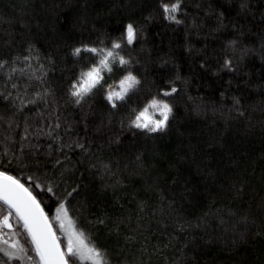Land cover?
<instances>
[{
    "label": "snow or ice",
    "instance_id": "1",
    "mask_svg": "<svg viewBox=\"0 0 264 264\" xmlns=\"http://www.w3.org/2000/svg\"><path fill=\"white\" fill-rule=\"evenodd\" d=\"M196 7L200 8L201 5L197 4ZM240 8L247 10L246 0L240 4ZM185 9L186 0H156L152 12L144 21L129 17L126 23H120L117 35L94 26L92 31L96 39L81 38L68 44L63 49V55L59 50L44 55L32 40L17 39L11 30L0 32V51L6 53L0 57V81L3 82L0 103L6 105L7 112L11 114H0V123L7 125L4 134L0 135V264H154L153 257L156 258L155 264H190L186 254L189 250H195L193 246L197 238L193 234L194 229L206 223L210 215L217 216L221 223L226 222L225 215L233 221V245L246 243L249 237L264 239V198L255 207L252 204L244 207L242 198L248 185L242 172L230 177L226 184H220L215 193L211 188L206 190L212 200L208 211L197 217L195 224L180 214L183 209L178 212L174 199L165 197L160 176L151 183H145L142 189L144 198L139 196L138 191L134 192L127 207L120 201L128 194L117 197L115 204L120 206L119 215L113 217L104 212L89 221L117 237L118 250L115 254L94 243L71 215L69 204L76 197H83L87 187L82 180L76 181L74 186L70 183L79 170L78 166H85L87 173L100 180L102 193L110 189L114 196L125 187V174L129 179H143L148 171L146 152L139 150L133 154L131 148L136 143L146 144L156 135L168 133L175 119L176 105L173 101L181 92L180 85L184 86L186 92L190 81L178 69H174L154 83L155 92L151 91L150 86L144 100L139 101L145 77L139 71V67H143L141 61L133 54L134 44L144 32V25L155 15L171 24L185 25L189 16ZM208 9L206 15L212 14L211 0ZM223 21L224 13L221 12L217 27L211 31L222 32L226 28ZM86 22L85 19L83 23ZM13 23L0 16V26L8 24L11 27ZM24 26L28 27L26 24ZM200 27L193 17L189 31L199 30ZM233 31L240 35L228 34L232 38L226 39L223 44L225 56L222 61L218 60L219 67L213 75L225 70L238 71L237 66L244 56L256 51L241 45L242 26L234 27ZM229 49L232 55L228 54ZM259 51L264 58V37L261 38ZM237 52L238 58L235 55ZM57 60L72 66L71 75L60 89L62 96L59 98L57 90L47 83L48 74L54 70ZM168 63L162 61L161 67ZM208 63L205 58L199 65L200 69L209 71ZM34 64L39 65V69L34 68ZM220 95L223 101L225 93L221 92ZM133 96L138 98L135 106L129 103ZM89 98L102 100L107 113H101L100 122L91 129V134L88 121L91 113H85L81 118L84 135L72 136L74 125L67 120L62 121L60 99L65 107L73 105L82 108ZM242 99L241 95H234L226 109L223 104L219 108L212 104V111L214 114L219 111L221 116L226 111V123L248 120L251 127L250 116ZM41 103L44 110L32 116L24 115L31 106L39 108ZM20 116H23V129L17 133L15 129L21 127L17 119ZM261 127L264 128V122H261ZM61 128L64 136L59 134ZM125 133H131L133 143L120 152L124 147ZM42 136L52 141L47 145V150L40 143ZM77 150L79 159L73 161L69 153ZM117 153H120L119 156ZM157 155L153 151V156ZM229 159L231 167L239 168L238 160ZM210 175L215 182V174ZM168 179L164 177L163 182L166 183ZM171 181L175 185L178 179L172 177ZM194 193L195 189L185 184L180 195L191 202ZM152 195L159 198L155 206L149 203L148 197ZM45 196H48L47 201L44 200ZM223 196L229 198L230 204L234 205L236 201L241 203L238 207L215 208L217 197ZM85 208L86 201L82 199L78 210ZM236 217L239 218L234 219ZM169 220L179 233L184 234L183 243L178 236L167 233ZM153 222L160 226L157 231L152 229ZM165 234L167 242L160 239ZM121 240L123 243H120ZM169 251L179 254L169 256Z\"/></svg>",
    "mask_w": 264,
    "mask_h": 264
},
{
    "label": "trees",
    "instance_id": "2",
    "mask_svg": "<svg viewBox=\"0 0 264 264\" xmlns=\"http://www.w3.org/2000/svg\"><path fill=\"white\" fill-rule=\"evenodd\" d=\"M155 2L156 0H0V16L14 21L11 27L8 24L0 26V32L11 30L17 39L32 40L44 55L56 53L58 50L63 55V49L68 44L81 38L96 39V34L92 31L94 26L96 29L117 35L116 30L120 28V23H126L129 17L144 21L152 12ZM209 2L210 0H186L185 10L189 16L185 25L171 24L155 15L144 25V32L134 44L133 54L141 61L143 67H139V71L145 77L139 101L144 100L150 86L151 91L155 92L154 83L158 82L163 74L174 69H178L181 75L190 81L186 92L184 86L180 85L181 92L173 101L176 105L175 119L172 120L168 133L156 135L146 144L136 143L135 147L131 148L133 154L139 150L146 152L145 164L148 171L144 178L129 179L125 174V187L115 196L110 189L107 193H102L100 180L87 173L85 166H78L74 180L70 181L74 186L76 181L82 180L87 186L83 197H76L69 204L73 219L94 243L107 248L112 254L118 250L117 237L110 235L106 228L90 224L89 221L104 212L113 217L119 215L121 209L119 204H115L116 198L127 193V197L120 201L126 207L134 192L138 191L139 196L144 198L143 186L145 183H151L157 176L162 178L161 188L165 197L168 200L174 199L178 212L183 209L180 214L193 224L196 223L197 217L209 209L212 197L206 190L211 188L215 193L220 184H226L228 179L237 173H243V179L248 185L242 198L245 208L248 204L255 207L264 198V128L261 127V122H264V87H261L264 85V58L259 51L261 38L264 37V0H246L247 10L240 8V4L245 0H211L212 14L206 15ZM197 4L201 7L197 8ZM221 12L224 13L223 22L226 28L222 32L213 33L211 30L217 27L218 14ZM193 17L201 27L199 30L189 31ZM85 19L86 24L83 23ZM25 24L28 27H25ZM241 26V45L256 51L244 56L237 66L238 71L225 70L213 75L219 67L218 60L222 61L225 56L223 44L226 39L240 35L233 29ZM229 33H232V36H229ZM228 54L232 55L230 49ZM5 55L4 51H0V57ZM235 55L238 58L239 52ZM53 58L55 59V56ZM205 58L209 62V71L199 67ZM165 60L170 63L161 67V62ZM33 67L39 69L37 64ZM71 67L70 63L57 60L54 70L48 74L47 83L57 90L58 98L62 96L60 89L71 75ZM229 81L232 83L229 84ZM2 85L3 82L0 81V87ZM221 92H224L226 97L223 101ZM234 95L243 97L242 103L249 113L251 127L248 120L226 123V111L223 116L219 111L213 113L212 104L217 108L223 104L226 109L231 105ZM137 102V96H133L129 101L133 106ZM60 104L62 121L67 120L74 125L72 136L84 135L81 118L85 113H91L88 116L89 134L100 122L101 113H107L104 102L98 98H89L82 108L73 105L65 107L62 99ZM42 110L44 105L41 103L39 108L31 106L24 115L32 116ZM0 114L11 115L3 103H0ZM17 119L21 122V127L15 131L21 133L23 116ZM118 120L119 116L116 117L117 126ZM6 128V124L0 123V135L4 134ZM58 131L64 136L63 128ZM40 143L47 150V145L52 141L42 136ZM132 143L131 133H125L124 147L120 152H124ZM153 151L158 155L153 156ZM119 154L117 153V156ZM69 156L75 161L79 159L80 154L77 150L75 153H69ZM229 158L238 160L239 168L231 167ZM210 173L215 174V182ZM164 177H169L166 183L163 182ZM172 177L178 179L175 185L172 184ZM185 184L195 189L191 202L180 195ZM148 198L150 206H155L159 199L155 195ZM82 199L86 201V208L79 211ZM44 200L47 201L48 196H45ZM240 203L241 201H236L233 205L228 197H217L215 208L238 207ZM132 206L134 207V204ZM52 207L54 208V205ZM224 220L226 222L221 223L217 216L210 215L206 223L194 229L193 234L197 238L196 245L193 246L195 250H189L186 254L190 264H264V239L249 237L246 243L233 245V221L227 215ZM167 223V233L178 236L183 243L184 234L179 233L170 220ZM151 226L154 231L160 228L155 222ZM160 239L167 242V234ZM167 254L173 256L179 253L169 251ZM155 260L153 257L154 264Z\"/></svg>",
    "mask_w": 264,
    "mask_h": 264
}]
</instances>
